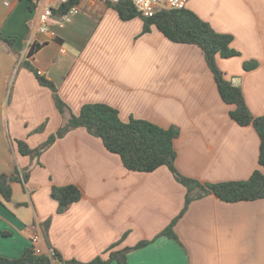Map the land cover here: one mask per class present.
I'll return each instance as SVG.
<instances>
[{
    "label": "crops",
    "instance_id": "1",
    "mask_svg": "<svg viewBox=\"0 0 264 264\" xmlns=\"http://www.w3.org/2000/svg\"><path fill=\"white\" fill-rule=\"evenodd\" d=\"M78 6L70 23L59 27L55 17L43 33L40 6L0 0V176L11 177L13 190L10 203L0 201L1 257L17 259L39 238L42 254L57 250L65 260L88 263L120 242L117 249L155 239L186 203V189L167 167L131 172L85 128L58 139L39 160L22 155L17 141L36 149L70 117L25 62L56 85L74 115L103 103L124 122L177 126L176 166L187 177L222 183L262 170L257 131L231 118L234 106L221 99L199 47L173 43L155 27L143 34L141 18L123 21L103 0ZM187 8L233 36L240 56L218 58V66L242 88L253 115L264 116V0H188ZM34 45L41 48L29 58ZM248 61L259 66L247 72ZM67 185H76L82 199L58 214L52 188ZM175 232L179 241L160 237L132 251L128 264H264V199L195 200Z\"/></svg>",
    "mask_w": 264,
    "mask_h": 264
},
{
    "label": "trees",
    "instance_id": "2",
    "mask_svg": "<svg viewBox=\"0 0 264 264\" xmlns=\"http://www.w3.org/2000/svg\"><path fill=\"white\" fill-rule=\"evenodd\" d=\"M79 2L80 0H68L66 4L54 10V16L60 18L66 15ZM29 3L30 9H35L30 1ZM108 4L118 12L123 21L141 18L144 21L143 34L150 33L152 28L155 27L169 41L176 44L194 45L203 51L207 65L213 73L221 99L225 104L234 106V109L230 112L231 118L242 127L252 126L259 135L261 142L259 165L262 170H256L247 180L222 183H205L187 177L176 166L177 151L174 142L181 133L177 126L163 128L150 121L135 118L124 122L116 108L103 103L86 104L78 115H74L60 97L56 85L46 77L39 75L38 71L29 62H25L24 66L35 73L42 86L53 92L59 112L62 115L70 114V117L55 135H52L36 149H31L24 141H17L20 153L31 157L33 160H39L43 153L58 139L65 137L75 129L85 128L90 135L102 141L107 151L118 155L124 167L131 172L152 173L161 167H167L187 192L185 208L180 217L193 201L211 195L227 203L264 199V116L256 117L253 115L247 105L242 88L234 85L217 63L218 58L229 59L240 56V53L231 47L234 40L233 36L217 32L210 23L187 7L161 11L154 17L147 18L141 15L128 0L116 5ZM6 41L10 45L14 42L11 39ZM40 48L39 45L32 46L29 58H32ZM257 67L258 65L253 63H245L244 65L247 72L253 71ZM17 175H19V171H17ZM29 177V172L25 171L24 180L27 181ZM51 196L58 203V214H63L71 205L82 199V192L76 185L53 186ZM12 198L11 177L3 174L0 176V201L7 204L12 201ZM179 218L174 220L153 240H144L134 247L117 249L120 242L113 245L105 253V256H98L88 263L65 260L57 250L53 251L52 256H48L37 254L33 248H27L22 256L17 259L0 256V264H112L114 262L128 264V255L132 251L145 248L160 237L179 241L175 232ZM49 225L50 221L47 222L44 228L47 239Z\"/></svg>",
    "mask_w": 264,
    "mask_h": 264
},
{
    "label": "built area",
    "instance_id": "3",
    "mask_svg": "<svg viewBox=\"0 0 264 264\" xmlns=\"http://www.w3.org/2000/svg\"><path fill=\"white\" fill-rule=\"evenodd\" d=\"M34 6H40V31L43 33H48L50 30V21L55 18L54 10L63 4H66L68 0H29ZM106 3L113 5L119 4L124 0H103ZM130 1L137 11L144 17L151 18L154 17L161 11L165 10H177L187 7L188 0H128ZM5 6H9L8 2L4 1ZM79 6L75 5L66 15L58 18L57 25L59 27H64L66 24L70 23L73 16L78 13ZM39 238L33 239V249L37 254H42L41 249L37 246ZM59 264V263H56Z\"/></svg>",
    "mask_w": 264,
    "mask_h": 264
},
{
    "label": "rangeland",
    "instance_id": "4",
    "mask_svg": "<svg viewBox=\"0 0 264 264\" xmlns=\"http://www.w3.org/2000/svg\"><path fill=\"white\" fill-rule=\"evenodd\" d=\"M238 57V56H236ZM245 63H253V64H257L259 66V63L257 61H248V62H245ZM244 63V65H245ZM244 65H243V69H244ZM245 70V69H244ZM246 71V70H245ZM29 157V156H28ZM31 158V157H30ZM32 159V158H31ZM43 228H45V225L43 226Z\"/></svg>",
    "mask_w": 264,
    "mask_h": 264
}]
</instances>
